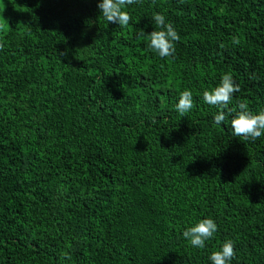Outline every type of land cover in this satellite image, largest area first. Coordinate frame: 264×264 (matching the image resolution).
<instances>
[{
  "label": "trees",
  "instance_id": "obj_1",
  "mask_svg": "<svg viewBox=\"0 0 264 264\" xmlns=\"http://www.w3.org/2000/svg\"><path fill=\"white\" fill-rule=\"evenodd\" d=\"M99 2L0 0V264H211L227 240L231 264H264V135L203 101L230 72L229 107L264 110V0H140L126 27ZM154 13L171 57L137 39Z\"/></svg>",
  "mask_w": 264,
  "mask_h": 264
},
{
  "label": "clouds",
  "instance_id": "obj_2",
  "mask_svg": "<svg viewBox=\"0 0 264 264\" xmlns=\"http://www.w3.org/2000/svg\"><path fill=\"white\" fill-rule=\"evenodd\" d=\"M139 2L140 0H100L97 6L101 11V15L108 23L126 27L131 21V16L125 8ZM153 20L161 30H154L146 34L143 29H140L137 39H144L146 37L148 47L159 57H171L175 53V44L180 40V36L171 22L165 23L164 15L154 13ZM232 42L238 45L240 40L237 37H233ZM239 91V85L235 83L233 75L228 72L222 75L218 86L212 90H205L203 92V101L219 109L218 114L214 116L216 124L223 123L226 119V112L228 114L236 113L231 120L232 135L256 140L264 135V110H261L258 114H254L248 109L246 101L238 102L236 107H229L234 93ZM193 107L192 92L187 89L182 91L179 102L175 105V110L181 117H184ZM217 231L218 225L216 222L211 218H205L194 226L187 227L182 232V236L191 247L204 249L206 246L205 242L214 238V234ZM235 256L234 243L232 240H227L222 244L220 250L211 253L209 259L211 264H231Z\"/></svg>",
  "mask_w": 264,
  "mask_h": 264
}]
</instances>
